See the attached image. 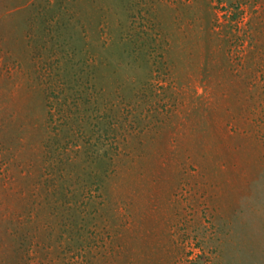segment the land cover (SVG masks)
<instances>
[{"label": "rangeland", "instance_id": "obj_1", "mask_svg": "<svg viewBox=\"0 0 264 264\" xmlns=\"http://www.w3.org/2000/svg\"><path fill=\"white\" fill-rule=\"evenodd\" d=\"M0 264H264V0H0Z\"/></svg>", "mask_w": 264, "mask_h": 264}]
</instances>
